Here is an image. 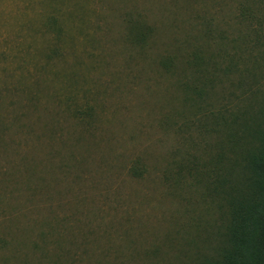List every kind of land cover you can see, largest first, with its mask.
<instances>
[{
	"label": "rangeland",
	"instance_id": "rangeland-1",
	"mask_svg": "<svg viewBox=\"0 0 264 264\" xmlns=\"http://www.w3.org/2000/svg\"><path fill=\"white\" fill-rule=\"evenodd\" d=\"M263 119L264 0H0V264L214 262Z\"/></svg>",
	"mask_w": 264,
	"mask_h": 264
},
{
	"label": "trees",
	"instance_id": "trees-1",
	"mask_svg": "<svg viewBox=\"0 0 264 264\" xmlns=\"http://www.w3.org/2000/svg\"><path fill=\"white\" fill-rule=\"evenodd\" d=\"M151 31L152 28L146 24L145 28L135 32L134 37L141 40ZM199 57L193 55L189 64L197 66ZM184 87L198 96L202 95V86L194 80L185 82ZM247 129L250 130L249 136L253 142L244 150L239 149L235 155L246 170L240 183L228 181L230 169L225 174L219 172L218 154L212 161L214 167L209 174L212 179L210 187L214 192L224 191L222 194L227 204V221L224 245L217 259L214 262L207 260V264H264V119L255 126L247 124ZM228 143L236 147L234 139ZM195 167L196 164L191 161V167H186L188 173L202 175V172H196ZM131 173L139 175V167L133 166Z\"/></svg>",
	"mask_w": 264,
	"mask_h": 264
}]
</instances>
